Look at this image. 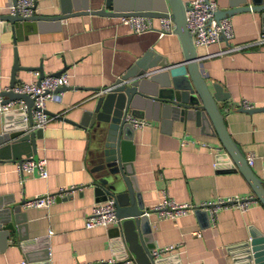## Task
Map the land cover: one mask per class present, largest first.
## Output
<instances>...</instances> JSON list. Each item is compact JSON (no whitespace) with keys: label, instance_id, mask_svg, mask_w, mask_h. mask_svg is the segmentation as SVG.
Masks as SVG:
<instances>
[{"label":"crops","instance_id":"1","mask_svg":"<svg viewBox=\"0 0 264 264\" xmlns=\"http://www.w3.org/2000/svg\"><path fill=\"white\" fill-rule=\"evenodd\" d=\"M7 1L0 0V13L9 11ZM85 1L88 10L104 4L103 0ZM216 1L218 7L224 8L230 0ZM35 2L39 6L36 13L47 15L60 13L63 4L61 0ZM226 16L232 23V37L195 45L200 55L199 67L208 86L213 90V85L218 84L226 94L218 104L229 134L244 155L254 153L252 169L264 179V109L247 111L241 103L246 100L253 106L264 105V42L219 51L257 37L264 19L255 8L236 9ZM119 17L92 10L73 11L58 21L45 22V27L16 41L12 39L9 21H0V72L4 74L1 87L8 82L14 50L20 65L40 64L44 74L57 69L70 73L60 95L45 101V108L54 114H49L41 136L35 139L37 157H46L47 176L23 172L21 182L16 160L0 157V205L19 204L26 215L25 226L9 232L7 239L0 237V264H22V260L25 264H41L40 260L27 259L25 249L37 254L43 246L49 250L46 264L95 261L114 255L122 244L111 235L110 228L117 222L91 227L84 224L96 199L85 185L92 179L88 132L76 121L92 109L97 87L108 85L136 59L145 56L151 62L163 57L180 61L183 52L173 30L161 35L154 28L136 32ZM152 21L157 27L160 18L153 16ZM37 71L21 69L15 74L28 81L38 78ZM13 105L15 109L0 112V132L5 127L13 130L21 119L22 112L16 108L18 101L14 99ZM142 118L146 122L133 132L132 168L145 207L159 200L163 192L177 201L194 203L219 195L249 198L246 210L232 204L220 205L214 216L205 206L177 217L161 218L152 212L154 246L181 243L162 257V264H233L239 255L237 250L242 248L238 244L255 232H264V205L211 128H202L192 119L167 122L159 116ZM70 185L76 187L47 206L21 203L24 198ZM197 229L200 236L191 232ZM25 234L32 242L24 248L19 235Z\"/></svg>","mask_w":264,"mask_h":264},{"label":"water","instance_id":"2","mask_svg":"<svg viewBox=\"0 0 264 264\" xmlns=\"http://www.w3.org/2000/svg\"><path fill=\"white\" fill-rule=\"evenodd\" d=\"M15 0H8L7 3ZM103 6L90 9L92 11L125 15L128 13L148 15L150 17H170L173 31L178 34L183 57L180 61H169L166 57L156 61H146L145 56L131 63L125 72L117 76L108 85L99 89L92 109L86 110L76 121L88 132V160L91 166V180L85 185L91 188L96 200L113 198L115 213L119 218L111 230L112 238L124 245L120 255L132 257L135 264H162L163 259L154 258L151 249L152 229H150V214L155 210L145 207L142 194L136 183L132 168V138L135 126L130 117L149 116L160 117L161 120L185 122L194 120L202 128H211V133L218 135L222 146L231 157L235 166L245 176L260 202L264 205V179L248 164L246 156L238 143L231 138L223 112L218 100L226 94L218 84L213 90L208 86L202 69L199 67V54L193 42L192 34L185 23V0H103ZM60 13L52 15L33 13L28 16L12 14L9 11L0 13V21H9L14 41L21 39L29 32L45 27L47 21H58L70 13L88 10L85 0H61ZM255 8L264 19V0H230L227 7H217L213 16H226L236 9ZM8 72V82L0 86V103L10 99H23L26 106L21 119L13 130L0 132V157L12 158L17 162L26 157L36 158V137L42 134L41 127H33V98L27 92H17L11 89L16 82H21L15 72L21 69L36 68L39 76L44 75L40 64L31 66L19 64L16 52ZM57 69L54 74L60 72ZM4 74L0 72V82ZM66 85L56 88L63 89ZM247 111L264 109L263 106L244 108ZM48 114H54L45 108ZM24 201V200H23ZM22 201V202H23ZM21 202V203H22ZM25 211L19 204L0 205V237L7 239L9 232L18 231L25 226ZM252 239L238 244L237 250L246 257H251L254 264H264V232L251 234ZM28 235H19L25 248L32 240ZM238 246V247H239ZM25 255L30 260H40L47 263L49 250L46 246L35 254L30 248L25 249ZM244 255V257H245ZM239 256V255H237ZM40 264V263H39Z\"/></svg>","mask_w":264,"mask_h":264},{"label":"built area","instance_id":"3","mask_svg":"<svg viewBox=\"0 0 264 264\" xmlns=\"http://www.w3.org/2000/svg\"><path fill=\"white\" fill-rule=\"evenodd\" d=\"M38 4L35 0H15L8 4L9 12L12 14L28 16L37 12ZM218 7L216 0H188L187 6L185 8V23L189 32L192 34L193 42L195 45L204 44L207 45L211 42L218 41L221 37L226 39L231 38L233 35V27L229 16H222L216 18L213 16L214 10ZM120 20L123 23H128L131 25L134 31L143 32L154 28L157 31L158 35H161L164 32H169L173 30V22L170 17L161 16L159 25L157 27L153 26L152 18L148 15L132 14L128 13L125 15H120ZM264 42V26L261 30V33L250 39L249 41L236 42L232 45H229L224 48H220L219 51L232 50V49H241L253 43ZM38 73V71H37ZM70 73L66 70H61L60 72L46 73L43 76L33 80H21V82H16L11 86L13 91L17 92H27L33 98V107L32 109V119L33 127L43 128L47 120L49 119V114L45 110V101L48 99H56L57 96L63 91L62 89H57L58 86H63L68 84ZM2 99L0 95V100ZM18 106L16 107L21 112L25 111V102L23 99H18ZM242 105L245 107H251L253 104L249 103L246 100L241 101ZM14 99L4 101L0 103V112L15 109ZM132 124L137 126H142L146 120L142 117H130ZM203 144H208L202 142ZM247 162L249 165L253 164L254 153L248 152L245 154ZM17 162V161H16ZM16 169L20 176L19 180L22 182L23 172L30 174H35L39 177L47 176V161L44 155L40 157L32 158L26 157L23 160L16 163ZM76 186L70 185L59 186L54 191L41 192L40 194H35L31 197L24 198L22 205L24 206H47L56 198L68 194ZM249 203V198L241 195H232V196H218L215 199L202 200L199 203H194L189 200L177 201L174 197L170 196L163 192V195L155 203L149 205V208L154 209V212H157L158 216L161 218L166 217H177L187 212L188 210L194 211L202 206L208 207L211 213L214 216L215 209L220 205L232 204L239 209L246 210ZM115 201L113 198H106L102 200H95L89 208V212L85 217L84 224L86 227L95 226L96 224L100 225H111L114 222H118L119 218L115 213ZM193 234L200 236L201 231L199 229L192 230ZM252 236L250 235L247 240H251ZM181 243L178 242H169L164 245L154 246L151 249V253L154 258L162 259L163 256L167 253H172L175 249L179 247ZM117 249V248H116ZM124 245L121 244L118 246L119 251H123ZM239 254L232 261L233 264H254L251 257H246L245 254ZM245 255V257H244ZM25 260H22L21 263L25 264ZM135 263L132 257H129L127 254L120 255L116 250L114 255L109 257H103L96 259L95 261L84 260L78 261L74 264H131Z\"/></svg>","mask_w":264,"mask_h":264}]
</instances>
